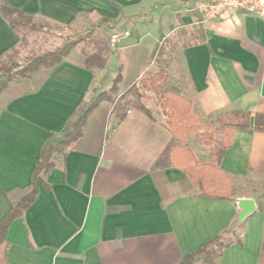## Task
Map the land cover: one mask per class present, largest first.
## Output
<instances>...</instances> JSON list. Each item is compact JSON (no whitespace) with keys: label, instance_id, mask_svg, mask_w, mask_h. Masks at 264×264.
<instances>
[{"label":"crops","instance_id":"crops-1","mask_svg":"<svg viewBox=\"0 0 264 264\" xmlns=\"http://www.w3.org/2000/svg\"><path fill=\"white\" fill-rule=\"evenodd\" d=\"M194 1L0 0L21 16L63 28L85 31L105 20L99 28L130 32L108 50L75 48L43 69L34 90L7 100L0 94L1 223L30 189L45 140L77 117L104 75L110 81L120 69L117 97L87 116L79 141L55 156L36 182L34 202L8 225L0 264H176L236 232L240 244H230L215 264H264V120L257 124L263 130L254 129L264 118V23L241 12L202 23L191 11ZM20 43L0 13V65L33 53ZM160 69L164 85L191 101L192 116L249 115V130L232 132L218 164L234 200L200 196L174 165V135L148 89L141 101L149 116L136 98L119 99ZM199 133L186 145L205 162L211 147ZM235 199H253L256 211L228 230L238 214Z\"/></svg>","mask_w":264,"mask_h":264},{"label":"trees","instance_id":"trees-1","mask_svg":"<svg viewBox=\"0 0 264 264\" xmlns=\"http://www.w3.org/2000/svg\"><path fill=\"white\" fill-rule=\"evenodd\" d=\"M0 13L12 27L13 25L9 22L8 15H22L21 12L13 10L4 4H0ZM104 22L106 21L102 20L94 27H99ZM77 44L78 40L35 58L24 69L19 71V74L25 75L40 69L47 71L56 67ZM8 73L6 72L0 76V93L4 89L5 83L10 81V77H12L11 71V76ZM164 75L165 71L160 69L158 72L140 79L137 84L142 90L152 87L159 88L156 93L159 99V108L166 117V126L174 135L173 147L170 150L174 165L181 169L192 186L199 191L200 196L216 200H233V184L227 174L219 169L218 164L230 145L232 132L234 130H249V115L245 112L233 111L212 115L206 119L194 117L191 115V101L180 95L171 86L162 85ZM107 78L108 76L104 75L102 80ZM120 79V69L118 68L116 69V75L110 82L108 91L98 92L96 87L93 88L91 98L83 105L77 117L72 121L66 122L58 134L51 135L45 140L40 150V158L31 175L30 189L0 223V244L4 241L8 225L14 219L21 217L23 212L34 202L38 194L36 182L40 179V176L50 171L54 165L56 155H61L64 148L79 141L87 116L101 101L110 99L111 94L117 90V84ZM35 88L36 85L32 86L31 90ZM128 89L136 97L137 109L144 115L149 116L150 112L141 102L143 97L141 90H138L133 85ZM218 119L223 122V133L221 139L215 141L213 138V126ZM259 119L264 120L263 117H257L255 130H263L257 125ZM199 131L202 144L211 147V153L205 162L198 161L191 149L186 145L188 138ZM221 235L208 242L204 247L185 255L176 264H193L196 261H201L203 264H215V260L221 255L222 251L233 243L231 242L232 240L225 243L222 241ZM234 242L237 245L240 244L238 238H235Z\"/></svg>","mask_w":264,"mask_h":264},{"label":"rangeland","instance_id":"rangeland-1","mask_svg":"<svg viewBox=\"0 0 264 264\" xmlns=\"http://www.w3.org/2000/svg\"><path fill=\"white\" fill-rule=\"evenodd\" d=\"M8 20L13 25L14 29L20 34V44L22 45V47H28L34 50L32 51L33 53H29V56L24 60L19 59V61L17 62L13 60L0 65V76L6 72L8 73V71V75L10 74L11 76L12 73L10 81L6 82L4 85V89L2 91L4 94L3 100H7L15 95L27 92L32 88V86L37 85L41 81V79L45 75L43 69H40L33 73H27L25 75L19 74V71L24 69L35 58H38L48 52H53L56 49L66 44L74 43L77 40L78 44L75 48L81 47L86 51L92 50L98 52L105 49L108 50V47H110L109 38L110 34L112 33V29H110L108 26L103 25L101 28H99L100 26H88L85 31H82L79 29L76 30L74 28L59 27L34 19L31 20L17 14H9ZM104 63L108 66L111 65V62L109 60ZM110 82L111 80H101L100 83L96 86V89H98V92L108 91ZM162 85H164V82L162 83ZM136 88L138 90H141L143 96L144 92L141 88H139V85H136ZM158 89L159 88L152 87L147 91L148 100H151V102L154 101L155 104H159V99L156 96ZM128 90H126L119 99H121L123 96H132L136 98L134 93ZM114 97H117L116 91L111 94L110 99H114ZM2 102L3 101L1 100L0 103ZM222 126L223 122L219 119L213 126V138L215 141H219L222 137ZM200 141L202 142L201 138ZM235 234L236 235L234 238H238V233L236 232ZM234 238L230 236H223L222 241L226 243L227 241L232 240L231 242L235 243Z\"/></svg>","mask_w":264,"mask_h":264},{"label":"built area","instance_id":"built-area-1","mask_svg":"<svg viewBox=\"0 0 264 264\" xmlns=\"http://www.w3.org/2000/svg\"><path fill=\"white\" fill-rule=\"evenodd\" d=\"M191 11L198 14L202 23L228 19L239 12L253 15L264 23V0H195ZM129 37L128 30L113 31L109 43L115 47Z\"/></svg>","mask_w":264,"mask_h":264},{"label":"water","instance_id":"water-1","mask_svg":"<svg viewBox=\"0 0 264 264\" xmlns=\"http://www.w3.org/2000/svg\"><path fill=\"white\" fill-rule=\"evenodd\" d=\"M235 203L238 209V214L231 222L228 230L244 222L256 211V204L253 199H235Z\"/></svg>","mask_w":264,"mask_h":264}]
</instances>
